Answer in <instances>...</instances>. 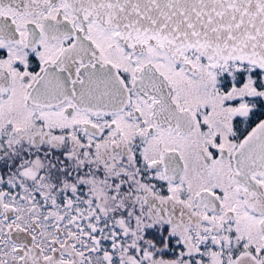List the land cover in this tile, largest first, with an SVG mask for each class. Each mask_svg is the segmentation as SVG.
I'll return each mask as SVG.
<instances>
[{"label":"snow or ice","instance_id":"obj_1","mask_svg":"<svg viewBox=\"0 0 264 264\" xmlns=\"http://www.w3.org/2000/svg\"><path fill=\"white\" fill-rule=\"evenodd\" d=\"M0 264H264V0H0Z\"/></svg>","mask_w":264,"mask_h":264}]
</instances>
